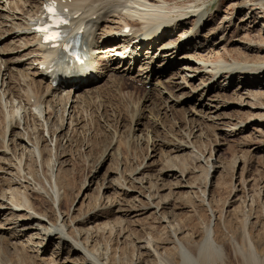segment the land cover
<instances>
[{
  "label": "rangeland",
  "instance_id": "obj_1",
  "mask_svg": "<svg viewBox=\"0 0 264 264\" xmlns=\"http://www.w3.org/2000/svg\"><path fill=\"white\" fill-rule=\"evenodd\" d=\"M126 1L123 8L118 7V13L139 7L137 3L131 7L133 0ZM254 4L262 8L253 10L257 7L252 8ZM32 6L28 3L26 9H33ZM164 7L172 20L181 19L176 15L179 12L194 11L196 17L183 19L190 21L155 40V46L146 43V47L134 48L142 59L128 60L125 66H130L127 68L134 76L142 73L138 72L140 66L147 67V73L155 71L148 83L125 77L118 78V83L115 77L121 72L104 69L97 82L87 86L97 95L83 93L82 87L79 94L92 97L82 102V108L73 103L78 106L75 111L79 108L78 117L81 116L73 131L66 113L69 102L64 118H60L62 113L45 115L42 103L47 99L54 110L59 109L67 89L57 91L53 99L43 88L42 94H38L42 98L39 107L31 112L24 108L19 91L27 89L23 81L35 70L27 61L23 63L24 57L19 63L15 59L31 46L24 51L18 45L25 37L23 34L13 36V31H8L0 36V60L4 62L1 68H10L5 79L8 86L1 84L0 75V202L7 204L0 207V264H93L90 258L98 264L92 253L98 258L103 254L99 259L105 264H130L137 254L135 246L150 247L152 238L160 239L162 247L158 251L170 253V258H160L151 248L149 264H200L195 257L182 260L172 243L164 239L169 237L171 223L161 218L166 213L171 220L176 219L173 223L182 227L178 233L181 240L189 231L198 230L194 232L196 241L201 238V227L208 223L211 212L219 227L215 238L223 244L225 258L222 261L214 257L201 264H264V119L257 117L260 109L250 105L257 96H264V82L258 88L244 86L236 97L231 79L210 78L211 70L207 67L222 63L223 58L228 64L264 67V0H172ZM13 21L18 23L4 20V28H11ZM102 24V29L114 25L111 21ZM198 26L199 35L184 45ZM246 29L256 35L253 41L246 38ZM122 42L119 39L112 44ZM206 43L208 48L204 50L202 45ZM180 45L185 49L179 50ZM246 45H250V50ZM130 46L126 48L127 55ZM108 49L97 48L98 56H119L116 49ZM258 56L262 58L256 59ZM162 61L169 69L168 75L157 74L163 67ZM22 73L27 78L21 79ZM238 77L243 78L241 74ZM207 84L213 86L208 92ZM202 92L204 96L200 98ZM200 103L206 107L201 108ZM39 109L44 116L37 114L33 120L32 112ZM193 109L198 111L197 115ZM239 120H243L242 126L233 131L229 123ZM185 132L189 137H184ZM3 136L4 145L7 143L10 148L7 153H3ZM178 144L181 148H176ZM17 158L22 161L20 165ZM46 159L53 166L49 169L55 183L53 189L42 176ZM211 163L214 170L206 180L205 170ZM168 166L173 167L174 176L168 177ZM181 167L190 169L189 173L181 176ZM17 172L22 178L14 183L12 178ZM38 178L42 182L37 183ZM175 182L182 186H173ZM16 200H21L24 207L16 208ZM31 200L37 201L35 207L39 202L44 204L38 211L29 206ZM245 217L246 232L257 248L254 252L241 243ZM72 230L77 234L80 231L78 239L70 235ZM47 231L53 232L52 236H47Z\"/></svg>",
  "mask_w": 264,
  "mask_h": 264
},
{
  "label": "bare ground",
  "instance_id": "obj_2",
  "mask_svg": "<svg viewBox=\"0 0 264 264\" xmlns=\"http://www.w3.org/2000/svg\"><path fill=\"white\" fill-rule=\"evenodd\" d=\"M42 1L43 0H0V18H4V20L11 19V21L12 20H17L18 21V23H15L14 21L11 22V25H10L11 28H9V26H8V28L7 27L4 28V25H6L7 23L5 24V22H3L4 20L2 19L0 21V36H2V34H4V33L6 34L8 31H13L10 34V35H13V36H18L19 34H23V35H25V37L24 38L21 37L23 39L22 41H20L21 43L18 40V42H19L18 45L21 46L24 51L27 50L26 48H28V46L29 47L31 46L30 49L26 53L21 54V56H19V58L15 59V63H19L20 60H21V57H24L23 58L24 59L23 63L25 61H27L29 63V66L33 67V71L35 70V72L32 73V76L29 79H26L25 81H23V82L27 83V89H23V90L19 91L20 93H19L18 97L21 96L24 108H27V110L29 109L30 112H31L32 108L34 110L37 107H39V105L41 104L40 103L41 102L40 99H42V98H40V96H38V94L39 93L42 94L43 88H45L44 92L49 93L48 96H50L52 94L51 95L52 98H53V96L55 95V93L57 91H59V92L62 91L63 92V90L67 89L66 95L63 98H61L63 100V102L59 101L60 102L59 109L54 110V107L52 106V104H50L49 101H47V99H45L44 101L42 100V103L43 102L45 103L44 111H47V112H44L41 109L35 110L36 112L35 113L32 112V114H31V116H33L32 117L33 120H34V118L37 119V114H38V116H40V115L44 116L42 114V112H44V114L45 113L49 114V116H52V113H62L60 118H64L63 114H64V111H65V107L67 106V103L69 102L68 109H67L66 113H67V117L69 118V122H68L69 124L68 125H69L70 129H72V131H73L74 130L73 127L77 124L78 120L81 117V116L78 117V115H79L78 109L82 108V106H80V105L82 104V102L89 101L91 99L92 96L89 97L88 95H90V94H96L97 95V92L89 91L90 87H87V86H92L93 84L96 83V82H94L95 76H92L90 78L87 77L86 81L79 80V77H75L74 80H66V81H63L62 79H57L56 78L57 69H56L55 65H58V63H56L54 60H51V59L47 58L49 50L47 49L48 50L47 51L45 49V45L40 43V38H39V36H37V33L33 29V24L34 23L32 24L33 20L37 17V11L39 10V8L41 6L40 4H41ZM60 1H64V0H60ZM125 1H123V0H65L66 4L64 6L68 7L70 9V11H71V15L73 16V18H72L73 19V23L76 25L75 32L78 33V32H80V30H83V33H82L83 35H87L88 34L91 37L90 41L88 43H89V48H90V50H92L93 54H96V52H98L96 50L97 48H102V51L106 50V49L109 50L108 48L116 49V51H117L116 54H120V51H118V50H122L123 49L124 51H126L127 50L126 48L129 45H131L130 46L131 51L129 52L127 57H125L126 56L125 55L126 52H121L123 58L116 57L115 59L113 57L110 58V56L107 57L106 55L98 56V54H97V59L95 60V62L84 64V65H82V67H84L86 69H92V71L98 70V73L103 72L104 69H107V71H109V72H112L113 70L116 69L117 71H120L121 74H122V75L119 74L120 76L115 77V80H117L118 83H120L118 78L121 79V77L122 78L125 77L127 80L128 79L133 80L134 78H137L136 82L141 81V82H143V84H146L155 75V71L152 70V71H149L150 73H147L146 70H145V69H147V67H145L144 69H141L140 68L141 66H140L139 69H138V72L140 71L142 73H139V74L134 76L133 73H130V71H129L130 66H128V65L125 66L126 63L128 62V60L139 62L142 59V57H140L138 52L134 51L135 50L134 48H138V47L143 46V45L146 47V45H147L146 43H148L149 45L151 43V44H153L155 46L157 44V43L154 44L155 40L161 39V37L164 36V35H169V33L173 32L178 25L179 26H183V25L185 26V22H189L190 19H188V21L187 20H183V19L195 16L193 14L194 11H191L192 14L179 12L176 15H180L179 17L181 19H176V20L173 19L172 20V16L170 15L171 13H169L166 10V8L164 7V3L165 4L168 3V2L170 3L172 0H136V1L133 0V2L130 1L131 7L135 6L134 3H137V5L139 7H133V9L130 8L131 10L126 11L127 14L123 13L121 11L122 14H120V13H118V7L120 6V7L123 8L122 5H124L127 2V1L126 2ZM160 1H161V4H160ZM28 3L29 4L32 3L34 5V7L32 6L33 9H30V10L26 9L27 8L26 6L28 5ZM128 6H129V4H128ZM253 6H255V7L257 6V7L253 8ZM243 7H245V6H243ZM252 8H253V10H255V9L262 8V6L259 7L257 4L256 5L254 4V5H252ZM119 9H121V8H119ZM196 14H197V12H196ZM74 15H75V17H74ZM200 17L201 16H199V18ZM108 21L113 22L114 25L111 26V27L107 26V28L104 26L105 29H102L101 28L103 26L102 23L103 22H108ZM192 22H193V20H192ZM125 26H130V28L127 31V33L123 32V28ZM223 28H225V27H223ZM198 29H200V26L197 27V29L192 33V35L190 36L189 39L186 38V41H185L186 43L184 45L188 44V42H190V40H193L194 37H197L199 35ZM246 30H247V34L245 32L246 38L251 39V41H253L252 39L256 35L255 34H251L252 33L251 30H248V29H246ZM18 38H20V37H18ZM21 38H20V40H21ZM98 38L101 39L100 40V41H102L101 44L98 43V41H99ZM119 39L123 40L121 45L117 44V43L112 44L114 41L119 40ZM10 42H12V41H10ZM207 44L208 43H206L205 45H202V49L206 50L208 48ZM11 45H9V46H11ZM15 45L17 46V44H14V47H16ZM107 45H109V46H107ZM78 46H79V44L73 43V49L78 48ZM246 46L248 47V50H250V45L249 46L246 45ZM18 47H16V48H18ZM103 48H105V49H103ZM174 48H175V46H174ZM182 49L184 50L185 47L183 45H180L179 46V50H182ZM98 50H100V49H98ZM259 50L262 51L263 49H259ZM2 53H4V52H2ZM131 53L134 54L133 57L130 56ZM53 54H54V52H53ZM171 54H172V52H170L168 54L169 60H170L169 56H171ZM258 58H259V56L256 57V59H258ZM260 59H258V60H260ZM8 60L11 61L10 59H8ZM221 60H222V63L213 64L212 66H207L211 70L210 78H216L217 81H218L219 79H222L223 76L229 77V79H231V82H230L231 85L235 86V88L237 90L236 97H237L238 93H241L240 90L243 89L244 86H251L252 88L253 87H257V88L258 87H262L261 85L264 82V67H263V65L262 66L261 65L247 66V65H240L239 63L238 64L236 63L237 65H234V64H228L225 58H223ZM3 63L0 60V75L2 77L1 78V84L3 86L5 84H6V86H8V84L5 83V79L8 78V72H9L10 68L8 66L7 67L4 66V70L2 71L1 66H3ZM34 63H35V65H34ZM161 63L163 65L164 61H162ZM11 64H13V63H11ZM13 66H15V65L13 64ZM112 66H114V67L111 68ZM166 67L167 66L163 65V67L159 69V72L157 74H159V73H160V75L167 74L169 69H167ZM16 68H17V65H16ZM127 69H128V71H126ZM145 72H146V74H145ZM69 74L71 76V73H69ZM73 74L77 75L79 73H73ZM110 74L113 75L114 73L113 74L110 73ZM240 74L243 77L241 79L238 77ZM24 75H26V74L22 73L21 79L22 78H27V77H24ZM35 75L38 77L37 78L38 80H36ZM167 75H164V76H167ZM54 80L57 81V84L53 83ZM166 81H168V80H166ZM10 83H12V82H10ZM44 83H48V84H46L47 86H45ZM122 84L123 83L121 82V85ZM207 86H208V88H207V92H208V91H210V89L213 86L211 84L210 85L207 84ZM82 87H85V88H83L85 90V92H83V93H90V94H82V95H80L79 94L80 91L83 90ZM167 87H168V85H167ZM13 88H15V86H13ZM224 88H225V85H224ZM80 89H82V90H80ZM9 90L11 92L13 91V89L11 87H9ZM10 91H8V92H10ZM2 92H4V91H2ZM10 93H8V94H10ZM147 94H148V92H147ZM169 94H171V92H169ZM200 95H201L200 98H202L204 96V93L202 92ZM239 96H241V95H239ZM18 97H16V98H18ZM73 97H75L77 99L73 100ZM0 98H1V96H0ZM149 98H150V96H149ZM240 98H242V97H240ZM53 99L51 100V102H53ZM78 100H79V102H78ZM6 101H8V100H5V102ZM240 102H242V101H240ZM73 103H75V104L78 103L79 104V108L76 111H75V109L78 106H74ZM5 104H7V103H5ZM1 105H2V103H1ZM198 105H200L201 108L202 107H204V108L206 107V104L204 106L203 103H200ZM250 105L253 106L255 109H260L261 113L257 114V117L260 118V119L261 118L264 119V96H261V95L257 96L254 102H250ZM56 106H57V103H56ZM15 107H16L15 109H18L17 106H15ZM135 108H136V105H135ZM12 109H14V108H12ZM14 111H16V110H14ZM72 112L74 113V115H76V117H74ZM197 112L198 111H196V109H193V114L197 115ZM11 115L16 119V116L13 115V110H11ZM133 115H134V113H133ZM4 118L5 117H3V119ZM25 118H26V116H25ZM45 119H42V120H45ZM243 119H247V118H245V116H244ZM3 121L5 122V120H3ZM73 122L75 124H73ZM242 122H243V120H239L238 122H234V123H229V122L228 123L231 124V126H233L232 130L234 131L235 128L242 126V124H243ZM62 123L63 122L61 121V124ZM2 129H6V128L2 127ZM8 129H11V128H8ZM5 132L6 131L3 130V134L4 135H5ZM189 135H190L189 133L185 132L184 137H189ZM39 137L43 140V137H41V136H39ZM3 138H4V136L2 137V140H3V143H2L3 145L2 146L5 148L3 153H7V151L10 150V148L7 145V143L4 145V139ZM21 138H19V139L21 140ZM22 140H23V138H22ZM37 141H39V140H37ZM43 142H44V140H43ZM14 146H15V144H14ZM34 146H36V145H34ZM176 148H181V145L178 144ZM185 148H189V147H185ZM42 152L43 151H41V155H44V153H42ZM48 156H49V153H48ZM47 159L44 160V162L46 161L44 163L45 165H44L43 168H41V169H43V171H42L43 175L42 176L45 177V179L49 183L50 188L53 189V185H55V183L52 182V178H51V176H49L50 175L49 174V169L52 168L53 166H50L49 162H47ZM16 161L19 162V165L22 163L20 158H17ZM27 168H28V166H27ZM165 169L167 171L168 177L169 176H174L176 174V172H173V170H172L173 167L172 166H168ZM189 170H188V168H185V169L182 168V169L179 170V172L181 173V176H182L186 172L189 173ZM213 170H214L213 163L208 164L207 170H205V171H207L206 172V180L208 179V176H210V174H212ZM26 173H27V171H26ZM18 178H22V176L20 175V172H17L16 177L12 178V182L18 183L17 180H16ZM20 180L18 179V181H20ZM36 181H37V183L38 182L39 183L42 182L41 178L40 179L39 178L36 179ZM180 183L181 182H179V183L175 182L173 184V186L178 188L179 186H182V185H180ZM55 188L56 187L54 186V189ZM53 195L57 196V193H54ZM62 199H64V198H62ZM35 202L37 203L36 200H31L30 201L31 205H29V206H31L33 209L35 208V210L39 211L41 209V204H44V202L43 201L41 203L39 202L38 206H36V207L34 206V204L36 205ZM13 204L18 209L23 208L24 205H25V204L22 203L21 200H16L15 202H13ZM3 205H7V204H3V203L0 202V207L3 206ZM157 205L160 206L159 204H157ZM25 208H26V206H25ZM27 208H29V207H27ZM13 209L17 211V209H15V208H13ZM18 211H22V210H18ZM212 216H213V213L211 212V215L209 216V217H211L210 220L208 221V223L205 226L201 227V233H200V234H202L201 238L199 240L194 241V238L196 236L194 234V232H196V231L198 232V230L189 231L187 233L188 235L186 237L184 236L185 240H181V239H179L178 235L182 231L181 230L182 227L180 226L179 223H177V224L173 223L176 219L173 218V220H171L170 219L171 215H168V214L166 215V213H164V215L162 216L161 219H164V218L168 219L167 221L169 223H171L170 224L171 228L169 227L171 230H169L170 232H168L169 237L168 238H164V239H166V240H168V242L170 241V243H172V248L176 251V253L181 257L182 260L186 259V257H191V258L195 257V261H198L196 263H200L201 264L202 262H207L209 259H214V257H216V258H219L220 260L223 261V258H225V256H224L225 255V248H224L223 244H219L217 242L216 238H215V234H216L215 231H219V227L216 225L215 219L212 218ZM32 219H35V218H32ZM246 219L247 218L245 217L244 218V222L242 223L243 224L242 225L243 229H242L241 232L243 233V236L241 237V243L242 244L244 243V245H247L246 247L250 248L252 250V252H254V251L257 250V248H256V245L252 242V240H251V238L249 236V233L246 232V229H245L246 228V221H245ZM36 221H38V220H36ZM60 227H62V226H60ZM46 233H47L46 234L47 236H52L50 234H52L53 232L47 231ZM66 234L68 235L70 233L66 232ZM70 235H72V237L74 239H78L77 237H79L80 231L77 234V232L72 230ZM165 237H167V236H165ZM86 239H88V238H86ZM80 241H82V240H80ZM159 241H160V239H159ZM159 241L152 238V240H150V247L142 246L140 244H137L135 246V249H134L135 251H137L136 252L137 254H136L134 259L132 258L130 260L129 263L130 264H149L150 261H152V259L149 260L150 256L152 255L151 248H152V250L154 252H156L155 254L158 255L160 258H162L163 256L164 257L166 256L167 258H170L169 257L170 253L169 254H167V253L162 254V253H160L158 251L162 247V246H160V242ZM161 241H162V239H161ZM83 243H84V241H83ZM86 243L83 244V245H87ZM163 243H164V241H163ZM238 244L239 243L236 241L235 245H238ZM237 247L240 248L239 246H237ZM149 248H150V250H149ZM89 253H92V251L90 252V250H89ZM92 255H94L93 259L96 261V263L105 264V263H102L101 259H99L100 256L103 257V254L100 255V256L98 255L99 258L93 253H92ZM83 260L86 261V259H83ZM102 260H103V258H102ZM90 261H91L90 263L94 264V261H92L91 258H90ZM215 262H216V260L213 261V263H215ZM181 264H185V263H181ZM205 264H207V263H205Z\"/></svg>",
  "mask_w": 264,
  "mask_h": 264
},
{
  "label": "snow or ice",
  "instance_id": "obj_3",
  "mask_svg": "<svg viewBox=\"0 0 264 264\" xmlns=\"http://www.w3.org/2000/svg\"><path fill=\"white\" fill-rule=\"evenodd\" d=\"M48 11L50 12V13H52L53 12V8L50 6V7H48ZM58 22H63V23H66V21H59L58 19H54L53 20V23L55 24V23H58ZM39 31H41V32H43L45 35H44V39L45 40H53V39H55L56 38V33H51V34H49L48 33V29L47 28H41V29H39ZM69 59H72V57H69ZM77 60H78V62H79V58H77Z\"/></svg>",
  "mask_w": 264,
  "mask_h": 264
}]
</instances>
